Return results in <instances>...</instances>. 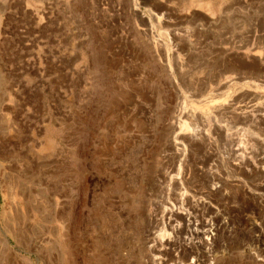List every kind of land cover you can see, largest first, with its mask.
<instances>
[{"label": "rangeland", "instance_id": "obj_1", "mask_svg": "<svg viewBox=\"0 0 264 264\" xmlns=\"http://www.w3.org/2000/svg\"><path fill=\"white\" fill-rule=\"evenodd\" d=\"M257 51L264 0H0V264H264Z\"/></svg>", "mask_w": 264, "mask_h": 264}, {"label": "bare ground", "instance_id": "obj_2", "mask_svg": "<svg viewBox=\"0 0 264 264\" xmlns=\"http://www.w3.org/2000/svg\"><path fill=\"white\" fill-rule=\"evenodd\" d=\"M193 43H194V42H193ZM189 47H191V46H189ZM192 48H193V47H192ZM255 56H257V57L260 58V59H259V64H258L259 67H264V53L261 52V51H257V52H255ZM108 60H109V59H108ZM232 60H236V59H232ZM241 60H242V59H241ZM236 61H237V60H236ZM256 61H257V60H256ZM237 62H239V61H237ZM237 62H236V63H237ZM254 63H256V62L254 61ZM254 63H253V66H255ZM257 63H258V62H257ZM257 63H256V64H257ZM243 65L246 66L247 64H243ZM258 65H257V66H258ZM240 66H241V65H240ZM241 68H242V67H241ZM241 68H240V69H241ZM250 68H251V67H250ZM253 68H254V67H253ZM256 68H257V67H256ZM256 68H255V69H256ZM255 69H254V70H255ZM258 69H260V68H258ZM258 71H259V70H258ZM262 71H263V70H262ZM250 86H251V85H250ZM195 96H196V95H195ZM197 97H198V96H197ZM252 98H253V97H252ZM238 99H239V98H238ZM243 99H244V98H243ZM255 99H256V97L253 98L252 100H250V103H251L253 100H255ZM179 104H180V103H179ZM179 104H178V105H179ZM249 109H250V108H249ZM253 111H254V110H253ZM183 112H184V111H183ZM180 115H181V114H180ZM246 116H247V115H246ZM249 116H250V115H249ZM239 120H240V119H239ZM257 124H258V123H257ZM259 124H260V123H259ZM196 133H198L197 130H196ZM185 136H186V135H185ZM194 137H195V135H194ZM195 139H196V138H195ZM197 148H199V147H197ZM263 156H264V155H263ZM178 158H179V157H178ZM205 167H206V166H205ZM238 167H239V166H238ZM255 169H257V168H255ZM263 169H264V168H263ZM172 170H173V169H172ZM204 170H205V168H204ZM238 170H239V169H238ZM250 170H251V169H250ZM173 171H174V170H173ZM239 171H242V170H239ZM171 172H172V171H171ZM185 172H186V171H185ZM197 172H198V171H197ZM200 172H201V171H200ZM180 173H181V172H180ZM207 173H208V172H207ZM216 173H217V172H216ZM172 174H173V172H172ZM202 175H203V174H202ZM205 175H206V172H205ZM182 176H183V175H182ZM184 176H185V175H184ZM206 176H207V175H206ZM210 176H212V175H209V177H210ZM200 177H201V176H200ZM207 177H208V176H207ZM207 177H206V178H207ZM213 178H214V177H213ZM213 178H212V179H213ZM220 178H221V177H220ZM184 179H185V178H183V180H184ZM200 179H201V178H200ZM202 179H204V178H202ZM215 179H216V178H214V180H215ZM221 179H222V178H221ZM158 181H159V180H158ZM162 181H163V180H162ZM223 181H224V180H223ZM166 182H167V181H166ZM175 182H178V181H175ZM175 182H174V185H175ZM197 182H198V181H196V183H197ZM208 182H209V181H208ZM201 183H202V182H201ZM177 184H178V183H177ZM198 184H199V183H198ZM180 185H181V184H180ZM202 185H203V184H202ZM209 185H210V184H209ZM215 185H216V184H215ZM175 186H176V185H175ZM217 187H218V186H217ZM210 188H211V187H210ZM181 190H182V189H181ZM198 190H199V189H198ZM175 191H177V190L175 189ZM199 191H200V190H199ZM173 194H174V193H173ZM211 194H212V193H211ZM182 196H183V195H182ZM180 197H181V196H179V195H174V197H173L174 202H175V203H179V202H181V201H180V199H181ZM170 213H171V212H170ZM170 213H169L168 215H170ZM179 213H181V212H179ZM166 215H167V213H166ZM223 224H224V223H223ZM223 224L221 223V227H222V228L219 227V226H217L216 228H214V230H216L215 232H218V233H219V232L221 231L222 233L220 232V234L224 235V234L226 233V231H227L228 228H227V225L224 226ZM206 225H207V224H206ZM182 227H183V226H182ZM196 227H197V226H196ZM202 227H203L202 230H204V229L207 228V227H210V229L207 231L208 233H209L210 231H212V229H213L212 226H201V228H202ZM174 228H175V227H174ZM189 228H190V226H189ZM153 229H154V228H153ZM177 229H178V228H177ZM177 229H176V230H177ZM190 229H191V228H190ZM202 230L200 229V231H202ZM172 231H173V230H172ZM186 231H187V230H186ZM190 231H191V230H190ZM193 231H194V230H193ZM195 231H196V230H195ZM149 232H150V231H149ZM176 232H177V231H176ZM179 232H180V231H179ZM181 232H182V231H181ZM191 232H192V231H191ZM197 232H198V231H197ZM173 233H174V232H173ZM177 233H178V232H177ZM192 233H193V232H192ZM199 233H200V232H199ZM210 233H211V232H210ZM184 234H185V233H184ZM184 234H183V235H184ZM186 234H187V233H186ZM186 234H185V235H186ZM190 234H191V233H190ZM193 234H194V233H193ZM196 234H197V233H196ZM196 234H195V235H196ZM205 234H206V232L204 233V235H205ZM149 235H150V233H149ZM185 235H184V236H185ZM202 235H203V234H202ZM210 235H212V234H210ZM152 236H153V235H152ZM172 236H173V235H172ZM199 236H200V235H199ZM212 236H213V235H212ZM178 237H179V236H178ZM190 237H193V236H190ZM201 237H202V236H201ZM209 237H210V236H209ZM182 238H184V237H182ZM194 238H195V236H194ZM197 238H198V237H197ZM217 238H218V237H217ZM154 239H155V238H154ZM185 239H186V238H185ZM212 239H213V238H212ZM212 239H211V240H212ZM147 240H148V239H147ZM187 240H188V239H187ZM204 240H206V239L204 238ZM207 240H209V239H207ZM207 240H206V241H207ZM185 242H186V241H185ZM208 242H209V241H208ZM208 242H207V243H208ZM212 242H213V241H212ZM218 242H219V241H218ZM192 243H193V242H192ZM202 243H203V242H202ZM214 243H215V242H214ZM220 243H221V242H220ZM148 244H149V243H148ZM209 244H211V243H209ZM199 246H200V244H199ZM204 246H205V245H204ZM193 248H194V247H193ZM205 248H206V247H205ZM211 248H213V247H211ZM191 249H192V248H191ZM207 249H208V248H207ZM201 250H202V249H201ZM206 251H208V250H206ZM206 251H205V252H206ZM199 252H200V251H199ZM203 252H204V250H203ZM208 253H209V252H208ZM205 254H206V253H205ZM167 262H168V261H167ZM165 263H166V262H165ZM165 263H163V264H165ZM201 263H202V262H201Z\"/></svg>", "mask_w": 264, "mask_h": 264}]
</instances>
